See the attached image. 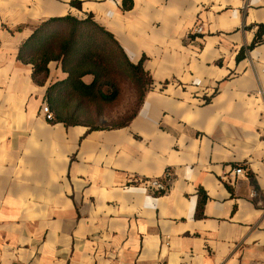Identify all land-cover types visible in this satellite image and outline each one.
Returning a JSON list of instances; mask_svg holds the SVG:
<instances>
[{"label": "crops", "instance_id": "crops-1", "mask_svg": "<svg viewBox=\"0 0 264 264\" xmlns=\"http://www.w3.org/2000/svg\"><path fill=\"white\" fill-rule=\"evenodd\" d=\"M71 1L0 0V264H264V0ZM67 14L143 59L127 125L46 118L67 74L38 84L18 53Z\"/></svg>", "mask_w": 264, "mask_h": 264}, {"label": "trees", "instance_id": "trees-1", "mask_svg": "<svg viewBox=\"0 0 264 264\" xmlns=\"http://www.w3.org/2000/svg\"><path fill=\"white\" fill-rule=\"evenodd\" d=\"M71 4L80 7L78 0H72ZM263 34L264 25H258L248 48L261 44ZM242 54L237 59L240 60ZM18 58L31 64L33 80L41 85L49 75L51 62L58 63L67 74L50 83L45 92V103L52 113L50 121L65 126L108 127L98 122L102 121L105 108L119 100L122 85L128 81L136 92V109L123 122L110 125L113 128L125 126L134 117L152 83L143 67V59L132 62L115 36L95 21L92 14L83 18L67 14L41 21L21 45ZM87 75L92 77L89 83L83 79ZM164 192V188H160L155 193ZM199 194L200 209L206 195L202 196V189Z\"/></svg>", "mask_w": 264, "mask_h": 264}, {"label": "rangeland", "instance_id": "rangeland-1", "mask_svg": "<svg viewBox=\"0 0 264 264\" xmlns=\"http://www.w3.org/2000/svg\"><path fill=\"white\" fill-rule=\"evenodd\" d=\"M122 87L119 100L105 108L104 117L98 122L99 125L110 126L121 123L135 111L137 106L135 89L128 81H125Z\"/></svg>", "mask_w": 264, "mask_h": 264}, {"label": "built area", "instance_id": "built-area-1", "mask_svg": "<svg viewBox=\"0 0 264 264\" xmlns=\"http://www.w3.org/2000/svg\"><path fill=\"white\" fill-rule=\"evenodd\" d=\"M203 31H204V29H203V26H201V25L195 27V29H194V32L197 33V34H201V33H203ZM261 93L264 95V92L263 91ZM43 112L45 113V116H46V118L48 120H51L52 119V113L50 112V110H49V108H48V106L46 104L43 106ZM236 173L237 174L244 173L243 167H238L236 169ZM169 177H170L169 176V173L167 172L165 174V178L169 179ZM165 186H166V184H163V185H160L159 187L160 188H165Z\"/></svg>", "mask_w": 264, "mask_h": 264}]
</instances>
